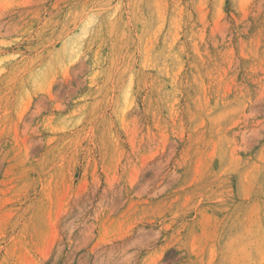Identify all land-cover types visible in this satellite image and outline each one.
Segmentation results:
<instances>
[{"label": "rangeland", "instance_id": "374dc122", "mask_svg": "<svg viewBox=\"0 0 264 264\" xmlns=\"http://www.w3.org/2000/svg\"><path fill=\"white\" fill-rule=\"evenodd\" d=\"M0 264H264V0H0Z\"/></svg>", "mask_w": 264, "mask_h": 264}, {"label": "bare ground", "instance_id": "6f19581e", "mask_svg": "<svg viewBox=\"0 0 264 264\" xmlns=\"http://www.w3.org/2000/svg\"><path fill=\"white\" fill-rule=\"evenodd\" d=\"M260 229V228H259Z\"/></svg>", "mask_w": 264, "mask_h": 264}]
</instances>
